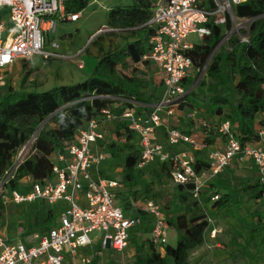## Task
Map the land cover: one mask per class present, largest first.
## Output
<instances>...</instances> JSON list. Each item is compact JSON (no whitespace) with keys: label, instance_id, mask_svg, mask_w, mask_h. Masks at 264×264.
I'll return each instance as SVG.
<instances>
[{"label":"built area","instance_id":"2783aa9c","mask_svg":"<svg viewBox=\"0 0 264 264\" xmlns=\"http://www.w3.org/2000/svg\"><path fill=\"white\" fill-rule=\"evenodd\" d=\"M245 1L155 0L152 15L146 23L152 28L150 47L135 66L143 76L147 75L150 66L154 68L158 87H161L157 99L148 106L149 110L138 114L136 108L140 104L134 97H110L114 106L129 104V109L118 114L109 105L103 107L101 120L92 118L82 124L72 141L62 151L52 154L51 178L42 182L23 178V185H29L23 192L6 189L4 185L21 160L23 149L33 143L37 132L31 136L13 167L0 180L3 202L41 199L48 204H59L60 210L57 221L45 231L30 233V240L10 241L0 230V264H63L66 257L70 258L71 264H90L93 256L106 250L126 252L129 232L141 222L137 211H143L152 219L148 240L160 248L167 243L168 224L160 204L153 199H140L124 210L116 194L125 190V184L117 176L102 175V170L107 172L108 166L103 147L97 141H106L104 123L114 119L126 120L127 128L137 137V167L140 170H145L155 160L170 161L172 183L191 184L190 195L200 199L202 190L225 169L249 165L261 187L256 202L264 204V115L254 126L257 138L241 143L229 120L210 123L197 116L198 108L188 105V94L197 82L199 68L187 54L193 45L187 42V36L195 33L202 39L210 33L207 23H211L225 27L218 44H227L233 35H237L240 42H247V34L240 32L247 29L251 19L237 17L233 12L235 5ZM65 3L66 0H0V87L6 84L5 69L16 59L34 55L43 60L64 57L53 50L58 45L49 37L60 23L75 22L81 16V12L68 11ZM5 8L7 18L2 16ZM8 23L10 27H7ZM47 40L50 49L45 46ZM194 78V83L188 86L187 81ZM176 110H186L185 117L195 122L199 131H184L170 123L169 117ZM158 128L164 129L165 143L154 139ZM215 134L222 140L221 147L205 150L208 166L196 171L193 152L203 149L205 138ZM180 144L189 146L192 153L172 149ZM220 196L215 191L208 199L215 203ZM93 232L96 234L91 235ZM215 234V228L209 230L211 238ZM88 248L91 249L81 251Z\"/></svg>","mask_w":264,"mask_h":264},{"label":"trees","instance_id":"16d2710c","mask_svg":"<svg viewBox=\"0 0 264 264\" xmlns=\"http://www.w3.org/2000/svg\"><path fill=\"white\" fill-rule=\"evenodd\" d=\"M89 1L66 0V9L80 12ZM154 2L131 0L130 4L116 5L108 10L106 25L126 33V36L121 44L96 57L90 74L84 80L56 85L45 91H25L24 88L17 91L6 84L0 87V180L13 167L21 148L40 127L30 146V153L23 156L13 169L12 177L4 185L6 189L23 192L29 187L23 185V178L29 177L31 181L38 182L51 178L52 154L62 151L82 124L92 118L101 120L100 110L103 107L109 105L118 114L129 109V104L114 106L110 97L131 96L140 104L136 113L149 110V104L157 99V88H149L147 79L135 63L150 47L152 28L146 23L152 15ZM233 12L237 17L251 19L247 29L240 32L247 34L248 41L240 42L238 36L233 35L227 44L216 50L225 27L207 23L210 33L203 36L200 43H194L187 52L194 66L199 68L197 74L203 67L205 73V77L190 90L188 105L191 108L203 107L199 96L209 95L205 110L210 109L211 123L229 120L236 128L237 138L245 143L257 138L254 126L264 115V0H246L235 5ZM194 80L189 79L187 85H192ZM221 87L226 89L225 94L219 92ZM109 123L112 124L111 133L114 137L97 141L103 147L108 166V171L102 170V175L117 176L125 184V190L118 191L116 196L118 203L127 210L133 202L152 199V196L143 195L145 189L139 191L136 174L143 170L137 167V137L127 128L126 120L114 119ZM117 138H120L119 143ZM206 140L211 142L213 138L206 137ZM193 155L196 171L208 166L205 150H195ZM153 163L157 164V168H152L155 180H160L163 172L171 178L170 161L155 160L149 165ZM116 168H120V171H115ZM230 176L236 186L235 194L221 193L214 203L218 208L230 211L232 206L243 205L246 200L257 199L261 195V187L254 177L239 178L232 173ZM174 186L183 195H190L191 184ZM149 189L148 185L146 190ZM214 191L219 192L218 189ZM52 205L53 208L39 206L36 213L26 219L25 236L37 231V226L52 222V218L58 215L56 211L60 210L59 204ZM5 208L0 193V220ZM187 211L188 215L174 213L166 218L168 226L170 224L176 231V242L174 245L163 244L162 250L147 238L152 219L143 211H137L141 222L129 232L128 246L134 249L132 264H188L190 252L203 238L197 224L203 215H196L188 206ZM256 215L248 239L254 248L264 240V219L259 217L258 211ZM139 235H146V238L137 241ZM8 239L16 240L11 236ZM99 256H93L90 264H98Z\"/></svg>","mask_w":264,"mask_h":264},{"label":"rangeland","instance_id":"374dc122","mask_svg":"<svg viewBox=\"0 0 264 264\" xmlns=\"http://www.w3.org/2000/svg\"><path fill=\"white\" fill-rule=\"evenodd\" d=\"M130 2L131 0H98L97 2L93 0V3L87 4L80 11L81 16L77 21L60 23L61 25L56 32L49 37L54 39L58 45L53 50L64 57L43 60L38 55H34L27 59H20L9 72L6 85L17 91L21 88H24L25 91H45L56 85L71 84L84 80L90 74L96 57L101 52L121 44L126 36V33L110 29L106 25L108 14L106 7H114ZM2 16L7 18V8L2 10ZM10 26L8 23L7 27ZM200 41L201 39L195 33H190L187 36V42L189 43L196 44L200 43ZM45 44L46 48L50 49L48 40ZM224 45V43L218 44L216 50ZM78 52L79 54L75 55ZM79 63L82 64L81 67L78 66ZM197 77V81L200 82L205 77L204 71H200ZM145 78L149 83L150 89L156 86V94L158 95L161 87L157 86L159 79L155 75L153 67L150 66L148 68ZM206 80L210 81L209 79ZM219 92L225 94L227 91L224 87H221ZM206 93L209 94L208 92ZM199 98H202L203 104L201 106L205 107L209 95H201ZM209 110L207 109L206 114L211 116ZM200 111L199 109L198 112ZM201 118H205L211 123L212 117L206 118L202 114ZM186 120L187 118L183 117L178 120V124H185L186 127L193 125V121H190L191 124H189ZM104 126L107 137L113 138L114 135L111 133L112 124L105 122ZM163 132L164 129L161 128L158 134ZM119 140L120 138L116 139L118 143ZM30 146L29 144L23 151L20 150V152L22 151L21 157L30 153ZM114 161L117 162L118 160ZM152 168H157V164L153 163L136 174V178L139 181V191L145 189L143 195H151L152 199L160 204L169 218L174 213H186L188 215L187 206L196 215H203L197 222L203 238L190 252L188 264H264V246H262L264 245V240H262V245L257 248L252 247L248 242L249 230L256 219L257 211L261 214V217H264V204L256 202L257 199H250L246 200L243 205H234L230 211H226L218 208L214 203H209L206 198L205 200H199L188 194L183 195L174 186L171 178L164 172L161 174L160 180H155L152 176ZM224 171V176L219 175V178L217 177L218 180L214 182L215 189H218L221 193L229 192L232 195L235 194L236 186L230 176L231 173L239 178L254 177V170L249 165L236 168L230 171L231 173L228 168ZM148 185L150 189L147 191ZM211 192L209 190L203 192V194L209 195ZM39 206L44 208L54 207L52 204L42 203L40 199L6 204L0 220V229L14 239L21 241L30 240V236H25L24 234L25 221L36 213ZM56 212L59 214L58 210ZM57 218L58 215L52 218L51 223L37 226L35 229L39 232L45 231L57 221ZM212 228L216 229L214 238L209 236V230ZM92 234H96V232ZM143 238H146V235L144 237L140 235L136 237L137 241ZM262 239H264V236H262ZM175 242L176 231L169 224L167 227V243L174 245ZM133 251V246H130L126 252L106 250L99 256L98 262L99 264H132ZM64 264H70V262H65Z\"/></svg>","mask_w":264,"mask_h":264},{"label":"crops","instance_id":"0c3cea01","mask_svg":"<svg viewBox=\"0 0 264 264\" xmlns=\"http://www.w3.org/2000/svg\"><path fill=\"white\" fill-rule=\"evenodd\" d=\"M94 1H98V0H94ZM89 3H93V0H90L89 1ZM88 3V4H89ZM127 4H130V3H127ZM120 5H125V4H120ZM111 7L110 6H107L106 7V9H110ZM61 25V24H60ZM59 25V26H60ZM58 26V27H59ZM98 29V28H97ZM96 29V30H97ZM21 58H19V59H16L8 68H6L5 69V71H4V73L6 74V79H8V77H9V72L11 71V69H12V67L15 65V63L18 61V60H20ZM95 61H96V59H95ZM95 61H94V63H95ZM18 69V68H17ZM151 104V103H150ZM149 104V105H150ZM198 109H200L201 111L200 112H198L197 113V116L198 117H202V114L203 115H205L206 116V118L207 117H212V116H210L209 114H206V110H205V107H199ZM186 112V110H176L175 112H174V114L171 116V117H169V121H170V123H172L174 126H176L177 128H179V129H182V130H184V131H199V130H197L196 128H197V126H196V124H195V122L193 123V125H191V126H189V127H186L185 126V124H178V120L180 119L181 120V118H183V117H185V115H184V113ZM184 121H185V119H184ZM187 121V123H189V124H191V120H189V119H187L186 120ZM161 128H158L157 130H156V132H155V134H154V139H158V140H161L163 143H165V140H164V138H163V133H161V134H158V131L160 130ZM207 137H209V139H211V138H213V141H211V142H207V140H206V138H205V141H204V143L206 144V146L203 148V150H210V149H212V148H215V147H221V145H222V140L220 139V137H218L216 134L215 135H209V136H207ZM174 151H177V152H179V151H185V152H188V153H192V150L190 149V147L189 146H186V145H184V144H180V145H177V146H175L174 148H172ZM229 169V172L230 171H233L234 169H236V168H232V167H229L228 168ZM224 173H225V171H223L220 175H223L224 176ZM231 173V172H230ZM226 175V174H225ZM219 178V177H218ZM218 178H216L215 180H213L212 182H209L208 183V187H206V188H204L203 190H202V192H201V197H200V199L199 200H205V198H206V201L208 200L209 201V196L212 194V193H214L215 191V183H213V182H216L217 180H218ZM214 184V185H213ZM209 190H211L212 192L209 194V195H204L203 194V192H205V191H209ZM220 194H221V192H219ZM202 194H203V198H202ZM209 203H211L210 201H209ZM166 218H168V214H166ZM1 230V229H0ZM2 231V230H1ZM3 232V234L7 237V238H9V235L8 234H6L4 231H2ZM27 236V235H26ZM16 240H19V239H16ZM260 245H262V243L260 244ZM259 245V246H260ZM262 246H264V245H262ZM91 248H88V249H81V251H89ZM65 262H70V264L72 263L71 262V260H70V258H68V257H66L65 258V260H64V263ZM63 263V264H64Z\"/></svg>","mask_w":264,"mask_h":264},{"label":"water","instance_id":"95a60500","mask_svg":"<svg viewBox=\"0 0 264 264\" xmlns=\"http://www.w3.org/2000/svg\"><path fill=\"white\" fill-rule=\"evenodd\" d=\"M99 31H101V30H99ZM39 129H40V127L36 130V132H37ZM36 132H35V133H36Z\"/></svg>","mask_w":264,"mask_h":264}]
</instances>
